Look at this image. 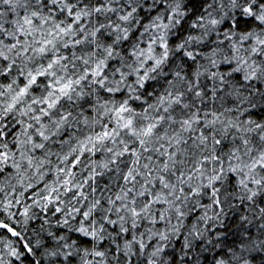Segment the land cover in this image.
Segmentation results:
<instances>
[{"label": "snow or ice", "instance_id": "1", "mask_svg": "<svg viewBox=\"0 0 264 264\" xmlns=\"http://www.w3.org/2000/svg\"><path fill=\"white\" fill-rule=\"evenodd\" d=\"M0 264H264V0H0Z\"/></svg>", "mask_w": 264, "mask_h": 264}]
</instances>
